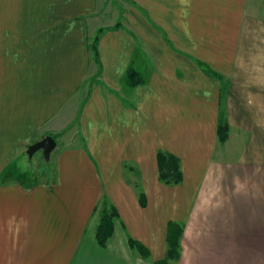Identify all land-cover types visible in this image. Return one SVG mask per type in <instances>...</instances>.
Masks as SVG:
<instances>
[{
  "label": "crops",
  "instance_id": "1",
  "mask_svg": "<svg viewBox=\"0 0 264 264\" xmlns=\"http://www.w3.org/2000/svg\"><path fill=\"white\" fill-rule=\"evenodd\" d=\"M106 2L0 0V264H153L171 221L173 264H264V0H132L122 27ZM128 68L146 81L129 85ZM71 122L79 142L58 144ZM46 135L39 178L27 149ZM159 151L180 183L159 179ZM104 197L117 217L101 245Z\"/></svg>",
  "mask_w": 264,
  "mask_h": 264
},
{
  "label": "trees",
  "instance_id": "2",
  "mask_svg": "<svg viewBox=\"0 0 264 264\" xmlns=\"http://www.w3.org/2000/svg\"><path fill=\"white\" fill-rule=\"evenodd\" d=\"M117 23L116 26H118ZM105 28H100L91 40L90 49L93 55V59L97 63L99 70L102 65L100 62L99 54V41L100 35ZM204 70L214 76H220L217 71L209 67L203 62H199ZM125 81L131 85L136 86L143 84L146 81L143 73L134 68H128L125 73ZM218 140L219 142H225L229 135V125L224 113H220L218 122ZM158 166H159V179L167 185H176L182 181L183 174L181 171L180 160L177 156L168 153L166 151L158 152ZM97 214H99V222L96 228V237L101 245H106L109 238L113 234L114 221L117 217V213L113 204L107 197H104L100 205L96 208ZM95 210V211H96ZM184 232V226L177 221H171L168 225L167 233V251L163 259L154 261L153 264H173L181 257L182 245L181 238ZM130 245L136 248L138 252L144 257H149V250L140 242L130 239Z\"/></svg>",
  "mask_w": 264,
  "mask_h": 264
},
{
  "label": "rangeland",
  "instance_id": "3",
  "mask_svg": "<svg viewBox=\"0 0 264 264\" xmlns=\"http://www.w3.org/2000/svg\"><path fill=\"white\" fill-rule=\"evenodd\" d=\"M129 2H132V0H107V2H106L107 8H108V6H113V7L115 6L116 10H118V12H120L119 17H118V22L119 21L121 22L120 27L123 26L122 23L124 22V16L126 14L125 10H127ZM142 10L145 13V9L142 8ZM110 14L113 16V14L114 15L116 14V11L112 8L110 11ZM147 18H148V21L151 22L150 17L148 16ZM159 30L161 31L160 28H159ZM165 38H166V40L168 39L167 35H165ZM132 66H134V65H132ZM142 68H145V64H143ZM84 96H85V92H82L80 95V98L77 96V98L74 99L71 117L75 118V116L77 115L78 110H79V103ZM77 121H78V119H77ZM77 128H79L78 123L71 122V124H69L67 126V128H65L63 130V132L60 133L59 138H58V144L61 143V140H63L64 137L66 140H69L70 137H72L74 135H75L74 137H76L75 139H77L78 141L71 139V141H68L66 146L69 147V146L74 145L75 142L78 143L79 142V134H76ZM28 158H30V157L28 156ZM50 164H51V162L49 160H46L44 158L43 152L41 150H39L33 155V157L30 160H27V171L30 172L31 174L37 175L40 178L42 175L47 174V172L49 171V168H51Z\"/></svg>",
  "mask_w": 264,
  "mask_h": 264
},
{
  "label": "water",
  "instance_id": "4",
  "mask_svg": "<svg viewBox=\"0 0 264 264\" xmlns=\"http://www.w3.org/2000/svg\"><path fill=\"white\" fill-rule=\"evenodd\" d=\"M57 147V140L52 135H46L41 140L29 145L27 154L30 158L41 150L46 160L50 159L52 151Z\"/></svg>",
  "mask_w": 264,
  "mask_h": 264
}]
</instances>
